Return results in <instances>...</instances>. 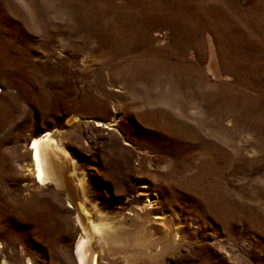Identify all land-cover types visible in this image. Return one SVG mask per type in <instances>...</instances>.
I'll return each mask as SVG.
<instances>
[{
    "label": "rangeland",
    "instance_id": "rangeland-1",
    "mask_svg": "<svg viewBox=\"0 0 264 264\" xmlns=\"http://www.w3.org/2000/svg\"><path fill=\"white\" fill-rule=\"evenodd\" d=\"M47 132L109 217L146 172L187 235L175 264H264V0H0V264H75L54 186L20 208Z\"/></svg>",
    "mask_w": 264,
    "mask_h": 264
},
{
    "label": "bare ground",
    "instance_id": "bare-ground-1",
    "mask_svg": "<svg viewBox=\"0 0 264 264\" xmlns=\"http://www.w3.org/2000/svg\"><path fill=\"white\" fill-rule=\"evenodd\" d=\"M111 123L105 125L111 126ZM28 153L30 163L22 167L25 181L22 191L28 194L21 199L20 208L23 214H28L33 206L40 207V199L30 190L32 182L43 190L54 186L55 200L70 203L69 212L81 230L70 257H74L75 264H175L187 235L171 206L155 193L147 178L141 177L146 172L136 174L141 175L135 178L136 197L118 201L115 217H109L106 205L99 202L104 193L97 191L91 171L83 168L76 154L66 150L53 133L35 138ZM11 195L10 190L6 194L7 211L18 208V202L9 199ZM4 196L0 194V202ZM1 208H5L4 204H0V211ZM0 250L4 252L1 244ZM7 254L3 256V264H9L7 258H14V254Z\"/></svg>",
    "mask_w": 264,
    "mask_h": 264
}]
</instances>
